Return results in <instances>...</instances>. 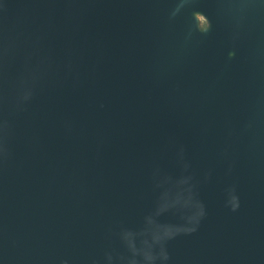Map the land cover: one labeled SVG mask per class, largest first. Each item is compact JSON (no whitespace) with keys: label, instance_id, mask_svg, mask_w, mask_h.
<instances>
[{"label":"water","instance_id":"obj_1","mask_svg":"<svg viewBox=\"0 0 264 264\" xmlns=\"http://www.w3.org/2000/svg\"><path fill=\"white\" fill-rule=\"evenodd\" d=\"M0 264H264V0H0Z\"/></svg>","mask_w":264,"mask_h":264}]
</instances>
